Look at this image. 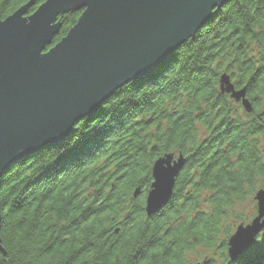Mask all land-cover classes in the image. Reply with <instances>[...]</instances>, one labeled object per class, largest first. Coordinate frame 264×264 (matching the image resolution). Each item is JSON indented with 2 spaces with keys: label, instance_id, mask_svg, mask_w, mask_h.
<instances>
[{
  "label": "trees",
  "instance_id": "1",
  "mask_svg": "<svg viewBox=\"0 0 264 264\" xmlns=\"http://www.w3.org/2000/svg\"><path fill=\"white\" fill-rule=\"evenodd\" d=\"M28 1L0 0V17ZM80 12L58 17L50 46ZM222 74L246 89L250 112L223 91ZM263 144L264 0H227L152 73L4 171L0 264H188L196 249L221 261L201 264H264V231L227 258L229 236L247 220L241 207L263 184ZM165 154L184 163L148 216L151 167Z\"/></svg>",
  "mask_w": 264,
  "mask_h": 264
},
{
  "label": "water",
  "instance_id": "2",
  "mask_svg": "<svg viewBox=\"0 0 264 264\" xmlns=\"http://www.w3.org/2000/svg\"><path fill=\"white\" fill-rule=\"evenodd\" d=\"M226 1L45 0L29 13V0L0 17V178L11 164L63 140L118 89L152 73ZM75 11L74 25L50 46L58 17ZM220 86L251 111L245 88L234 89L226 74ZM183 163L173 154L153 162L146 215L166 204ZM254 199L255 216L227 240L230 261L264 229V179Z\"/></svg>",
  "mask_w": 264,
  "mask_h": 264
},
{
  "label": "rangeland",
  "instance_id": "3",
  "mask_svg": "<svg viewBox=\"0 0 264 264\" xmlns=\"http://www.w3.org/2000/svg\"><path fill=\"white\" fill-rule=\"evenodd\" d=\"M264 145V144H263ZM175 157V156H174ZM244 206V207H243ZM242 207H241V212H240V214L245 218L246 217V223H241V224H247V223H249L250 221H251V219L255 216V214H256V201H255V199H254V197H253V199H251V200H248L246 203H245V205H243ZM238 225H240V224H237V225H235V227H234V230H235V228L238 226ZM234 232V231H233ZM232 232V233H233ZM263 235V232L261 231V232H259L258 234H257V236L255 237V239H254V241H253V243H252V245L254 244V242L257 240V238H259L260 236H262ZM251 245V246H252ZM251 248V247H250ZM248 250V249H247ZM246 250V251H247ZM217 251L215 250V251H213V250H210V251H206V250H204V249H196V251L195 252H193V253H191V254H189L188 255V260H189V263H201V260L204 258V257H212V258H215L216 259V262L217 263H221V261H220V259H218V257H216L217 256ZM227 258H228V256H227ZM229 260V259H228Z\"/></svg>",
  "mask_w": 264,
  "mask_h": 264
},
{
  "label": "bare ground",
  "instance_id": "4",
  "mask_svg": "<svg viewBox=\"0 0 264 264\" xmlns=\"http://www.w3.org/2000/svg\"><path fill=\"white\" fill-rule=\"evenodd\" d=\"M262 232L264 231V229L263 230H261Z\"/></svg>",
  "mask_w": 264,
  "mask_h": 264
}]
</instances>
